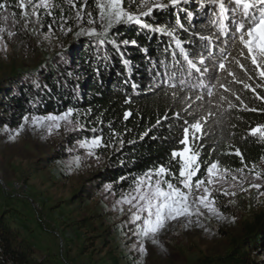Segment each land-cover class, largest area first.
Segmentation results:
<instances>
[{"label": "trees", "instance_id": "trees-1", "mask_svg": "<svg viewBox=\"0 0 264 264\" xmlns=\"http://www.w3.org/2000/svg\"><path fill=\"white\" fill-rule=\"evenodd\" d=\"M6 1L0 0V4ZM153 2L155 0L150 4ZM155 3L168 4L169 0ZM139 4L140 0L136 3L124 0L125 8L133 13L146 10L138 7ZM201 4L206 7L202 8ZM91 6L94 10L95 4ZM188 12L193 13L191 19ZM213 12L218 9L207 0H186L177 6L155 10L145 18L150 28L135 24L115 25L107 37L115 44L108 42L98 46L99 36L77 37L64 53H56L27 70L13 69L0 84V126L17 128L25 116L61 113L69 108L80 110L83 127L77 129L79 134H75V139L99 135L102 130L105 140L111 143V133L119 134L111 147L99 149V153L105 154L106 163L95 179L101 184L110 183L115 191L129 189L136 176L160 165L175 168L178 175V164L171 160V152L182 147L179 141L183 137L185 120L191 124L208 117L201 139L195 141V149L200 154L201 175L212 162H218L219 167L227 170L256 165L264 159V140L249 135V129L264 124V112L259 111L264 108V101L256 99L243 83L255 86L259 81H249L244 71L231 62V56L239 58L240 49L233 47L230 36L227 45H224L225 37L214 40L215 65L211 59L204 65L199 64L201 52L207 56L204 47L207 41H201L199 37L219 36L217 26L212 23L218 16ZM152 28H163L164 31H153ZM167 32L181 40L201 70L209 67L203 77L205 88L198 86L200 74L195 70L188 78L189 87L183 91L179 87L174 90L175 98L173 89L161 84L158 73L166 70L168 74L176 71L177 79L182 78L181 68L173 67L175 45ZM133 40L135 44L131 43ZM220 46L226 47L225 55L231 54L228 67L243 83L232 81L227 72L217 71L218 62L223 58L219 55ZM176 51V58L181 60L186 73L187 67ZM242 62L251 71L250 61L242 59ZM217 77L240 95L247 108L258 111L246 110L230 92L220 89ZM134 84L137 85L135 89ZM209 88L214 92L211 103L207 95ZM257 92L264 95V88H258ZM201 95L203 100L197 101L196 97ZM222 95L227 100L222 101ZM186 96L191 100L186 102ZM228 101L236 107L229 108ZM126 111L131 113L127 119L124 118ZM209 111L213 113L210 117ZM93 128L95 133L91 131ZM237 149L243 159L235 154ZM50 158L41 160L51 163ZM121 177L128 179L121 180ZM14 210L8 206L0 209V264H48L46 256H35L30 238L22 237L17 226L11 224ZM74 222L78 223L77 220ZM84 226H87L86 222L80 224V227ZM117 257L112 258L113 264H117ZM263 257L264 212H260L253 222L244 225L243 234L224 254L206 257L201 264H264Z\"/></svg>", "mask_w": 264, "mask_h": 264}, {"label": "rangeland", "instance_id": "rangeland-1", "mask_svg": "<svg viewBox=\"0 0 264 264\" xmlns=\"http://www.w3.org/2000/svg\"><path fill=\"white\" fill-rule=\"evenodd\" d=\"M24 2L27 16L19 0L1 2L6 7L0 8V84L13 69H30L67 51L75 38L90 37L86 33L91 28L103 30L97 0H47V7L42 0ZM76 119L51 131L47 122L36 127L31 119L23 129L0 126V209H16L11 224L30 238L35 256H46L48 264H113L117 256V264H201L206 257L224 254L244 225L264 212V177L257 178L264 173L263 159L242 172L218 168L207 185L214 211L201 206L199 225L179 218L168 222L155 240L137 235L142 220L132 219L136 207L124 199L136 195L134 185L115 191L110 183L95 181L106 157L99 149L89 156L80 147L86 138L75 139L80 127ZM192 146L197 152L195 142ZM47 156L51 163L41 160ZM199 177L207 179L206 171ZM82 222L87 226L80 227ZM140 244L146 252L139 251Z\"/></svg>", "mask_w": 264, "mask_h": 264}, {"label": "snow or ice", "instance_id": "snow-or-ice-1", "mask_svg": "<svg viewBox=\"0 0 264 264\" xmlns=\"http://www.w3.org/2000/svg\"><path fill=\"white\" fill-rule=\"evenodd\" d=\"M136 3V0H132ZM186 2V0H169L168 4L164 3H151L149 0H140L138 7L146 8V11H139L138 13H133L127 11L124 6V0H97V7L99 8V20L102 27V32H97L96 28H91L86 34L89 36H99L98 46H103L104 44L111 42L115 44V41H108L107 37L110 34L111 29L114 25L119 24H135L142 28H150L151 26L145 22V18L153 14L155 10L164 9L166 7L177 6L181 3ZM43 6L47 7V0H42ZM208 4L215 6L218 12H213V15L218 16L217 20H213L212 23L217 26L219 31V36H200L201 41H207L204 46L207 49V56L203 54V51L199 57V64L204 65L207 60L211 59L213 64L216 63V55L213 52L214 40H219L220 37H225L224 45L229 43L227 37H231V43L233 47L239 46V58L231 56L229 53L225 55L227 51L226 47L220 46L218 51L219 55L223 57L218 62L217 71L227 72L231 77L232 81L236 83H243L239 80L236 74L231 71L228 67L229 57L231 56V62L235 63L241 70L244 71L249 81L257 79L259 82L253 86L251 83H243V87L252 91L255 98L264 101V95L257 92L258 88H264V0H207ZM19 8L22 10L25 16H27L26 7L24 0H19ZM41 5H36L39 8ZM74 6V5H73ZM6 5L0 4V8H4ZM201 7H206L205 4H201ZM51 15V13H49ZM78 18L80 14L78 12ZM92 16V13H88ZM188 17L191 19L193 17L192 12L187 13ZM94 22V21H90ZM183 27V24H180ZM51 28V25H49ZM153 31L163 32V28H152ZM2 31V29H0ZM167 35L173 37V43L175 49L172 52L173 56V67L179 66L181 68L180 76L182 78L177 79L176 71H172L168 74L166 70L164 73H158L161 76V84L167 88L173 89L172 95L175 98L176 92L174 91L177 87L183 91L185 88L189 87L188 78L192 76L193 70L199 73V87L201 89L205 88L204 74L209 72V67H204L201 70L200 67L190 58L189 51L185 48L181 40L176 39L172 32H167ZM12 35V33H9ZM125 44L128 41H124ZM135 44L136 41H131ZM118 47V45H116ZM168 49H165L167 51ZM179 56L182 58L183 64L187 67V72L185 73L181 60L177 59V51ZM243 60L250 61L252 65L251 71L248 69ZM127 63V62H126ZM217 84L220 89H223L225 93H231L237 101L245 107L246 110L256 112V108H247L240 95L232 91V89L221 83L217 77ZM137 85H133L135 89ZM191 87H197V85H191ZM213 88L216 85L212 86ZM209 103L212 102L211 98L214 96L212 88L208 89L207 92ZM203 96H197L196 100H203ZM222 101L227 100L226 96H221ZM191 97L186 96L185 101H190ZM191 103L188 104L190 108ZM229 108L236 107L231 101H228ZM259 111L264 112V108L259 109ZM131 113L125 112L124 118L127 119ZM213 113L209 111L208 116H212ZM76 117V123L80 124V110L69 108L63 113L55 114L50 113L46 116H32L31 118L25 116L24 123L19 125L20 129H23L26 123L31 119L32 123L36 127H40L43 122H47L48 129L51 131L52 127L57 129L60 128L61 122H65L67 125L72 121L73 117ZM176 118H179V113H176ZM208 117H204L201 120H196L195 122L189 124L187 120L184 121L185 127L183 128V137L180 139L179 143L182 147L178 150H173L171 152V160L178 164V175L175 168L166 167L160 165L155 169H149L142 175H138L133 179L135 196L129 199L124 197L128 203H134L136 207V212L133 213L132 219L134 221H141L142 225L137 224V232L135 234L142 235L145 238L151 237L155 240V236L166 227L167 223L170 221H175L179 218H184L188 223L195 222L199 225V217L203 215L201 211V206L208 209L210 212L214 211L212 204H214V198H212V193L207 185L212 184L214 173L218 170V162H212L206 169V177H199L198 173L201 171L200 164V154L195 152L192 146V142L201 139L203 134V126L207 122ZM167 119V116L164 117ZM159 123V121H158ZM7 127V126H5ZM93 133L96 129H91ZM17 135L19 132L16 133ZM249 135L259 136L261 140H264V124H257L249 129ZM119 138V134L112 132L110 136V142L106 141L103 132L101 130L99 135H92L89 138L83 139L79 142L80 147L88 149V155H94L97 149L111 147L115 140ZM121 145L124 141L120 140ZM235 154L241 156V152L237 149ZM99 157H97L98 159ZM243 159V158H242ZM80 157H76L77 163H79ZM227 171V170H225ZM243 171V169L237 170ZM253 174L256 175L255 169L253 168ZM170 177V178H167ZM264 177V173L257 176V178ZM121 180L128 179L126 177H121ZM237 179V177H233ZM106 188H111V185H106ZM249 187H254L260 189L262 186L260 184H252ZM202 190V194H197ZM225 195L228 193L225 191ZM211 199V202H210ZM142 216L141 214H145ZM193 217L197 219L193 221ZM139 251L141 253L146 252V248L143 244L139 245Z\"/></svg>", "mask_w": 264, "mask_h": 264}]
</instances>
